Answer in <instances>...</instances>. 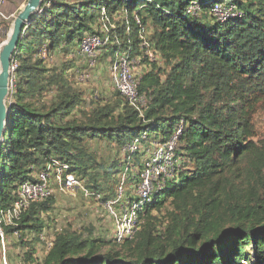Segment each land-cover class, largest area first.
Masks as SVG:
<instances>
[{
    "label": "trees",
    "instance_id": "1",
    "mask_svg": "<svg viewBox=\"0 0 264 264\" xmlns=\"http://www.w3.org/2000/svg\"><path fill=\"white\" fill-rule=\"evenodd\" d=\"M224 1H43L14 56L0 204L11 205L19 185L51 158L112 199L127 164L140 166L151 142L179 127L183 162L179 177L141 207L133 238L103 251L110 241L94 237L93 228H65L43 258L29 252L28 264H264V142L254 139L253 123L264 98V0H232L235 11L221 19L212 8ZM88 35L100 36L113 58L123 51L141 56L139 92L148 97L142 114L119 91L113 102L93 100L90 111H80L85 99L67 75L72 63L46 65L43 51L78 50ZM144 41L157 58L142 50ZM137 137L141 146L108 168L89 147L91 139L107 138L122 149ZM53 200L35 202L7 234L41 232ZM163 208L161 220L154 211Z\"/></svg>",
    "mask_w": 264,
    "mask_h": 264
},
{
    "label": "built area",
    "instance_id": "2",
    "mask_svg": "<svg viewBox=\"0 0 264 264\" xmlns=\"http://www.w3.org/2000/svg\"><path fill=\"white\" fill-rule=\"evenodd\" d=\"M4 0H0V39L4 34L9 35L11 28L6 30L5 20L15 17V14L7 15L2 9ZM235 11L232 0L215 3L212 12L221 19ZM5 38L0 41V45ZM103 44L100 36L88 35L80 43L78 53L91 56L97 48ZM142 50L146 51L151 60L156 58V53L149 48V43H142ZM16 64L13 61L12 68ZM144 63L140 55L131 56L127 51L119 52L112 61L110 72L114 87L119 91L141 114L148 104V97L139 92V84L143 72ZM182 127L166 140H155L145 149V155L141 158V165L136 166L130 162L121 174V180L116 188L115 196L104 201L100 192H93L83 185V181L72 171L64 161L51 158L45 166L34 173V179L23 181L17 189V198L8 207L0 210V243L5 247L6 229L19 225L24 213L35 202L43 201L50 196L60 194L76 195L80 190L87 196H92L102 203L104 210L112 220L113 240L122 243L126 239L133 238L142 226L140 209L152 200L154 191L162 189L171 181L179 177L183 157L177 152L178 135ZM141 146V139L134 141L122 148L124 155L134 153ZM138 177L135 182L129 177ZM42 240L46 234H40ZM53 241H48L50 248Z\"/></svg>",
    "mask_w": 264,
    "mask_h": 264
},
{
    "label": "rangeland",
    "instance_id": "3",
    "mask_svg": "<svg viewBox=\"0 0 264 264\" xmlns=\"http://www.w3.org/2000/svg\"><path fill=\"white\" fill-rule=\"evenodd\" d=\"M26 2L27 0H4L2 9L7 15L13 13L17 15ZM118 15L117 17H120ZM14 18L4 21L7 31L8 28H11ZM4 38L6 40L8 35L4 34L0 41ZM106 51L105 44H102L95 50L96 53L91 56L81 55L77 49L74 51H60L51 55L46 51L42 53V57L46 58L48 67L60 69L68 62L72 63L73 67L67 75L73 88L82 93L85 99L80 111H90L93 100L100 99L102 102H113L119 98L110 72L114 55H106ZM12 89L13 78L11 91ZM54 95V90L46 93L45 101L52 100ZM78 114H81V112ZM253 123L255 127L254 139L264 142V98L255 106ZM89 147L95 153V157L99 159L98 163L103 164L105 168H108L113 162L126 159V155L123 154L118 143L107 138L91 139ZM132 164L135 163L132 162ZM109 184L112 185L111 181ZM101 192L104 195V191ZM53 203L51 214L50 211L42 214L45 227L41 232H29L28 230L22 234V232L14 230L6 234L5 247L0 243V264H28L26 257L31 251L34 252L33 256L40 260L49 248L48 241H53L57 232L65 228H93L94 237L102 236L110 241L108 245L104 243L103 251L114 244L112 220L104 210L102 203L96 198L85 195L82 190L77 192L76 195L56 192ZM3 208H5L4 205L0 204V210ZM166 211L167 209L163 208L161 211L155 210L154 214L164 220ZM43 232L46 234L45 240L40 237ZM29 264H36V261Z\"/></svg>",
    "mask_w": 264,
    "mask_h": 264
},
{
    "label": "water",
    "instance_id": "4",
    "mask_svg": "<svg viewBox=\"0 0 264 264\" xmlns=\"http://www.w3.org/2000/svg\"><path fill=\"white\" fill-rule=\"evenodd\" d=\"M44 0H27L22 9L15 16L8 38L0 45V158L4 137L7 131V122L11 107L9 97L12 88V64L21 34L30 23L32 16L42 8Z\"/></svg>",
    "mask_w": 264,
    "mask_h": 264
},
{
    "label": "crops",
    "instance_id": "5",
    "mask_svg": "<svg viewBox=\"0 0 264 264\" xmlns=\"http://www.w3.org/2000/svg\"><path fill=\"white\" fill-rule=\"evenodd\" d=\"M18 11V10H17ZM15 14V16H16V13H14Z\"/></svg>",
    "mask_w": 264,
    "mask_h": 264
}]
</instances>
